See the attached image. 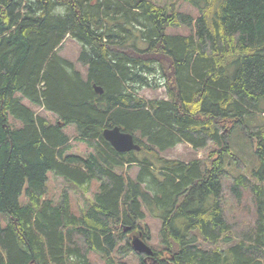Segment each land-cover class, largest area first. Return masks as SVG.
Instances as JSON below:
<instances>
[{"label": "trees", "instance_id": "trees-1", "mask_svg": "<svg viewBox=\"0 0 264 264\" xmlns=\"http://www.w3.org/2000/svg\"><path fill=\"white\" fill-rule=\"evenodd\" d=\"M185 1L197 19L150 0H0V264H127L132 239H151L145 206L166 248L140 264H264V0ZM68 37L86 76L59 54ZM157 73L166 99L130 90ZM71 125L86 156L68 154ZM116 127L156 161L117 152ZM181 143L220 149L208 165L155 152ZM49 172L99 191L76 214Z\"/></svg>", "mask_w": 264, "mask_h": 264}, {"label": "rangeland", "instance_id": "rangeland-1", "mask_svg": "<svg viewBox=\"0 0 264 264\" xmlns=\"http://www.w3.org/2000/svg\"><path fill=\"white\" fill-rule=\"evenodd\" d=\"M154 4L165 7L169 12L171 10L185 13L187 15H191L194 19H197L200 16L199 9L193 5L192 3L185 0H150ZM168 33L171 35H188L191 31L188 28H172L168 30ZM81 51V45L74 40L73 38H67L64 44L62 45L59 54L63 58L72 61L76 68L82 72L83 76H86L87 69L80 64L78 61L79 54ZM137 88V95L144 99H166V90H165V81L162 79L161 75L157 73V75L150 76V86L140 87L137 85H130V90ZM22 102L29 108H32L38 115L42 117H47L52 122H55L54 117L51 114H48L44 108H39L34 106L28 100L24 99ZM15 124V122H13ZM16 128L22 126V124L17 121ZM240 130V128L238 129ZM65 133L68 134L71 139V148L68 151L69 155H79L86 156L89 154L92 149L88 148L87 145L82 143L81 141L76 140L77 130L76 127L71 125L65 128ZM238 134H236L237 136ZM139 137V134L137 135ZM235 136H233V139ZM247 138H244L246 141ZM220 148L212 145L204 150L196 151L193 147L187 143H181L165 152L159 151L155 148V152L158 153L159 157L170 159V160H178L183 162H190L195 159H200L205 162L206 165L209 164V158L213 154V157H216V153ZM247 154V163L250 164L251 160H253V156H255L253 147H247L245 149ZM137 153L138 158H148L151 161L155 162V154L152 152H134ZM256 158V156H255ZM251 167V165H248ZM129 169V175L131 177H135L139 171V167L137 165H132ZM47 185L50 190V198L57 204L60 201L63 202L66 197L65 194L68 195V200L70 202L71 209L74 213L80 214L81 210L85 208L87 205L92 203L94 200V193L99 191L100 184L97 181H93L88 192H83L78 189L73 188L72 184L67 182L62 177L55 175L53 172L48 173V182ZM24 198L21 199V201ZM146 213V219L144 221V225L148 228L151 233V239L146 241L151 248L156 250H163L166 246L162 243V235H161V220L158 217V213H153L148 207H144ZM225 248L224 245L221 246ZM91 262L92 264H105L102 258L96 254H91ZM125 262L127 264H140L139 256L131 251L125 256Z\"/></svg>", "mask_w": 264, "mask_h": 264}, {"label": "water", "instance_id": "water-1", "mask_svg": "<svg viewBox=\"0 0 264 264\" xmlns=\"http://www.w3.org/2000/svg\"><path fill=\"white\" fill-rule=\"evenodd\" d=\"M95 89L100 94L103 92L100 87H95ZM103 137L119 153H128L131 151L141 150V147L135 142L134 136L122 132L118 127L105 130ZM131 246L135 253L144 255L147 258L154 254L151 247L140 237H134L132 239Z\"/></svg>", "mask_w": 264, "mask_h": 264}, {"label": "bare ground", "instance_id": "bare-ground-1", "mask_svg": "<svg viewBox=\"0 0 264 264\" xmlns=\"http://www.w3.org/2000/svg\"><path fill=\"white\" fill-rule=\"evenodd\" d=\"M96 90V89H95ZM98 98V97H97Z\"/></svg>", "mask_w": 264, "mask_h": 264}]
</instances>
